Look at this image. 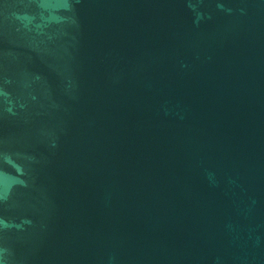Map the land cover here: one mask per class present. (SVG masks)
Returning a JSON list of instances; mask_svg holds the SVG:
<instances>
[{
	"label": "water",
	"instance_id": "obj_1",
	"mask_svg": "<svg viewBox=\"0 0 264 264\" xmlns=\"http://www.w3.org/2000/svg\"><path fill=\"white\" fill-rule=\"evenodd\" d=\"M0 264H264V0H0Z\"/></svg>",
	"mask_w": 264,
	"mask_h": 264
}]
</instances>
